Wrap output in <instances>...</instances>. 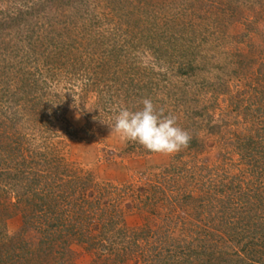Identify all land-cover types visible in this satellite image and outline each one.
<instances>
[{
  "label": "rangeland",
  "instance_id": "374dc122",
  "mask_svg": "<svg viewBox=\"0 0 264 264\" xmlns=\"http://www.w3.org/2000/svg\"><path fill=\"white\" fill-rule=\"evenodd\" d=\"M4 1L0 0V10L5 9ZM120 1L122 4L112 0L110 6L107 0H83V4L89 3V13H85L83 7L75 16L78 19L75 20L76 26L70 25L69 33L63 30L67 36H75L74 40L78 42L75 47L68 48V55L64 57L85 62L90 60L95 65V62L107 59L110 45L122 43L124 49L128 47L127 59L120 55L109 65L104 62L102 68L127 76L138 75L144 68L157 83V94L152 96L155 108L171 110L177 126L189 135L195 133L197 144L194 149L183 148L172 155L143 153L144 148L136 143L133 150H124L125 141L110 129L121 109L118 106L121 99L113 94L105 95V102L101 104L98 99L102 94L91 90L79 91L83 83L89 86L84 73L91 74V77L94 75L89 65L87 70H75L72 75L69 60L65 61V67L63 58L61 63H55L53 76L49 77V70L45 74L47 82L44 88L42 86L49 100L43 114H40V125L32 120L26 129L20 130L23 146L28 152L51 148L65 159L68 166L89 174L98 184L109 183L108 200L114 196L112 186L126 191V195L114 201H119L114 208L120 214L115 228L125 230L127 237L141 247L136 253L126 255L121 248L112 245L111 253L102 250L98 257L96 248L89 250L71 242L65 255L59 251L63 250L61 247H57L61 254L56 252L57 260L63 262L64 258L68 264H111L112 260L113 264L162 263L160 260L165 259L166 253H180L191 248V244L208 243L213 235H219V220L213 215V208L206 198H209L207 191H210L207 188L215 186L219 191L223 185L227 191L236 167L241 169L239 180L242 183L254 181L257 177L264 179V139L261 144L258 139H253L256 141L253 148L256 162L252 166L236 160L235 148L237 139L245 131L255 132L254 127L257 126L261 129L258 130L259 135L263 134L264 0H214L216 6L210 3L212 0ZM148 1L151 2L147 5ZM128 17L130 23L133 18L140 19V24L133 28L134 32L128 31L127 34L126 26L131 25H126ZM58 19L63 21V14ZM203 28L206 42L197 39L196 45H201L199 49L204 53V63L197 64L198 67L188 75L178 77L175 74L177 56L184 49L180 42L200 34ZM138 29L142 30V35ZM154 32L158 33L152 40L155 50L146 44L148 40L144 38L148 33L154 35ZM91 34L99 36L103 44L90 45L92 50L81 51L82 42L85 43ZM131 61H134V66L129 64ZM36 63L39 65L38 61ZM74 65L78 64L74 62ZM201 84L203 86L199 88ZM185 85L196 93L195 97L191 96L188 109L198 110L200 105H204L202 116L192 119L199 123V127L195 128V124L191 131L186 129V123L191 121L178 115L173 107L174 93ZM186 100L178 101V107ZM178 157L185 161V166L190 165V169L195 163L205 165V168L201 173H192L188 179H178L169 169L167 172L163 169ZM206 170H210L211 177ZM256 182L250 187H262L259 179ZM153 184L158 191L153 192ZM187 192L192 196H204L203 200L200 197L198 201L176 200L178 194ZM19 213L18 210L6 218L5 231L8 234L19 228Z\"/></svg>",
  "mask_w": 264,
  "mask_h": 264
},
{
  "label": "trees",
  "instance_id": "16d2710c",
  "mask_svg": "<svg viewBox=\"0 0 264 264\" xmlns=\"http://www.w3.org/2000/svg\"><path fill=\"white\" fill-rule=\"evenodd\" d=\"M10 1H4L5 9L0 10L4 11L0 12V264H68L64 258L63 262L57 260L56 252L65 255L71 242L81 244L89 250L96 248L98 257L102 250L111 253L112 245L121 248L126 255L136 253L141 247L127 237L125 230L115 228L120 214L114 208L119 201H114L121 195H126V191H119V187L114 185V196L111 195L108 200L106 196L109 193V183L98 184L89 174L80 173L68 166L65 159L51 148L47 151L28 152L23 146L20 130L26 129L32 120L40 125V114L49 100L46 98V90H42L47 82L45 74L50 70L49 77H52L53 65L61 63L62 58L64 64L69 60L68 66L72 75L76 71L87 70V66H90L94 75L91 77V74L84 73L89 86L86 87V83H83L79 91L85 93L91 90L102 94L98 99L101 104L105 102V95L113 94L121 99L119 107L130 111L139 110L144 98L152 100V96L157 94V83L144 68H141L143 71L138 75L128 76L102 68L104 62L109 65L110 61H116L120 55L127 59L128 47L124 49L122 43L119 46L110 45L107 59L95 62V65L90 60L85 62L67 58L69 56L64 57L65 54L68 55V48L75 47L78 42L74 40L75 36H67L63 30L69 33L68 27L76 26L75 20L78 19L75 16L83 7L85 13H89V3L83 4V0ZM116 2L122 4L120 0ZM210 3L216 6L214 0ZM107 4L111 6L112 0H107ZM62 14L64 20L60 21L58 16ZM132 21L130 23L129 18L126 22V25L131 24L126 26L127 34L128 31L134 32L133 28L140 24L138 18H133ZM204 29L199 31L200 34L180 42L179 45L184 49L177 56L175 74L178 77L188 75L197 64L204 63V53L199 49L201 45H196L197 39L206 42ZM138 31L141 33L142 30ZM156 34L148 33L144 37L148 40L146 44L153 50L156 46H152V40ZM156 38L159 39V35ZM82 43L83 52L92 50L90 45L93 47L103 44L101 38L93 34ZM74 62L78 65L75 66ZM132 62L134 63L131 61L129 64L134 66ZM65 66L67 65H63ZM97 68L100 70L97 71ZM201 86L203 85L199 88ZM179 90L174 93L173 107L178 115L191 121L186 123V129L191 131L197 124L192 119L202 116L204 105H200L198 110H189L191 96L196 93L189 85ZM181 100L186 102L179 108L178 101ZM170 112L172 111L165 110L164 114L171 115ZM207 125L208 123L205 126ZM198 127L199 123L195 128ZM254 128L255 132L244 130L245 134L237 139L239 143H235L236 160H243V164L250 166L256 162L255 149L253 150L256 146L255 140L258 139L261 144L264 139V128L261 135L258 133L261 129L257 126ZM189 136L190 141L185 148L194 149L193 146L197 144L196 135L192 132ZM124 144V150L134 149L135 142L125 141ZM142 152L148 153L145 149ZM184 162L179 158L163 169L165 172L169 169L178 179H188L193 176L192 173H201V169L205 168V165L195 163L190 169V165L185 166ZM240 170L236 167L227 191H224L223 185H220L219 191H216L215 186L213 189L207 188L210 191H207L209 198H206L213 208V215L219 220V235H213L208 243L191 244V248L180 253H166L165 259H161L162 263L158 264H264V179L256 178L262 187H250L257 183L256 179L242 183L239 180ZM206 171L211 177L210 170ZM155 185H152L153 192L159 190ZM199 197L187 192L178 194L176 200L183 198V201H198L203 200L204 196ZM213 197L221 199L212 200ZM143 203H146L145 199ZM18 210L20 226L8 234L5 231V220ZM57 247L63 249L59 250L61 253ZM115 254L114 251L113 255ZM113 262L114 260L111 264Z\"/></svg>",
  "mask_w": 264,
  "mask_h": 264
},
{
  "label": "clouds",
  "instance_id": "9594fccd",
  "mask_svg": "<svg viewBox=\"0 0 264 264\" xmlns=\"http://www.w3.org/2000/svg\"><path fill=\"white\" fill-rule=\"evenodd\" d=\"M139 110L121 108L114 117L111 132L124 141L141 145L146 151L172 155L187 147L190 136L176 124V118L157 110L150 98L141 101Z\"/></svg>",
  "mask_w": 264,
  "mask_h": 264
}]
</instances>
